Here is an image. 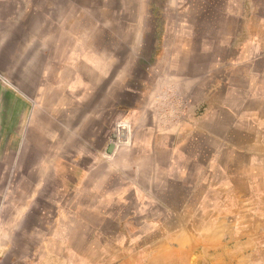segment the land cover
Here are the masks:
<instances>
[{
	"label": "rangeland",
	"instance_id": "1",
	"mask_svg": "<svg viewBox=\"0 0 264 264\" xmlns=\"http://www.w3.org/2000/svg\"><path fill=\"white\" fill-rule=\"evenodd\" d=\"M253 3L264 7L258 0ZM226 4L227 0H47L49 14L63 17L66 29L77 33L79 45L65 40L64 52L94 56L101 62L97 66L102 77L97 70L96 80H88V65H80L85 80L64 91L63 103L59 96L56 102L58 94L48 82L49 94H54L47 98L48 127H58L47 145L22 146L26 152L19 153L13 186L3 193L6 222L25 220L13 226L15 239L6 261L42 264L58 259L44 257L43 249L64 253L79 246L85 253L96 245L104 250L100 259L105 264H264L261 194H250V200L237 194L238 210L226 207V202L208 207L198 201L205 178L193 168L195 191L186 202L183 192L168 194L160 185L155 197L170 208L146 201L139 209L124 178H103L107 150L125 112L137 105L142 89H153L168 57H183V42L216 39L215 25L225 23ZM247 4L241 0V10ZM89 204L97 208L88 209ZM147 218L159 223H143Z\"/></svg>",
	"mask_w": 264,
	"mask_h": 264
},
{
	"label": "crops",
	"instance_id": "2",
	"mask_svg": "<svg viewBox=\"0 0 264 264\" xmlns=\"http://www.w3.org/2000/svg\"><path fill=\"white\" fill-rule=\"evenodd\" d=\"M245 1L241 10V0H227L225 23L215 25L216 39L183 42V57H168L153 89H142L137 105L123 115L119 127L126 138L119 139L118 127L103 178H124L139 209L146 201L170 208L155 197L160 185L168 194L183 192L186 202L195 191L193 168L205 178L198 201L208 207L226 202L238 210L237 194L248 200L250 194L264 196V7ZM56 17L49 14L47 0H0V264H15L6 261L15 239L13 226L25 221L3 217V193L13 186L19 153L26 152L22 146L47 145L58 127H48L47 98L54 97L48 82L58 94L56 102L59 96L63 103L64 91L85 80L80 65H88V80H96L97 70L102 77L94 56L64 52L63 41L79 45V40L63 17ZM92 208L97 207L89 204ZM143 223L159 221L147 218ZM101 249H43L44 257L58 259L40 263L105 264ZM65 256L71 259H60Z\"/></svg>",
	"mask_w": 264,
	"mask_h": 264
},
{
	"label": "water",
	"instance_id": "3",
	"mask_svg": "<svg viewBox=\"0 0 264 264\" xmlns=\"http://www.w3.org/2000/svg\"><path fill=\"white\" fill-rule=\"evenodd\" d=\"M119 138L121 139V140H124L125 138H126V136H125V129L124 128H121V129H119ZM113 148V144H111L110 146H109V148H108V152H111V149Z\"/></svg>",
	"mask_w": 264,
	"mask_h": 264
},
{
	"label": "bare ground",
	"instance_id": "4",
	"mask_svg": "<svg viewBox=\"0 0 264 264\" xmlns=\"http://www.w3.org/2000/svg\"><path fill=\"white\" fill-rule=\"evenodd\" d=\"M119 128H121V127H119Z\"/></svg>",
	"mask_w": 264,
	"mask_h": 264
}]
</instances>
